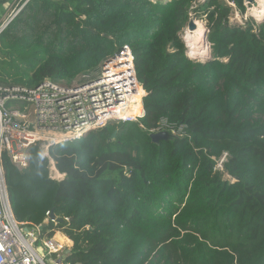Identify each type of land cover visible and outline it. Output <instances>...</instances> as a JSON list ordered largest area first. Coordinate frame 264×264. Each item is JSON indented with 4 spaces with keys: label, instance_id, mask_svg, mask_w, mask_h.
Listing matches in <instances>:
<instances>
[{
    "label": "trees",
    "instance_id": "obj_1",
    "mask_svg": "<svg viewBox=\"0 0 264 264\" xmlns=\"http://www.w3.org/2000/svg\"><path fill=\"white\" fill-rule=\"evenodd\" d=\"M230 4L246 14L244 0H32L1 35L0 86L95 76L128 47L148 93L138 122L50 147L61 181L40 145L25 171L4 156L15 219L54 214L43 234L73 242L66 264H264V26L232 25ZM192 16L208 62L181 38ZM163 118L187 137L153 143Z\"/></svg>",
    "mask_w": 264,
    "mask_h": 264
},
{
    "label": "built area",
    "instance_id": "obj_2",
    "mask_svg": "<svg viewBox=\"0 0 264 264\" xmlns=\"http://www.w3.org/2000/svg\"><path fill=\"white\" fill-rule=\"evenodd\" d=\"M31 1L7 0L3 4L0 37ZM145 93L128 47L103 61L95 76L84 75L72 83L47 81L34 88L0 86V264H66L64 255L71 250L54 236L43 234L50 223L57 225L56 220H50V213L45 228L44 224L30 226L15 219L4 156L25 171L30 165V148L40 145L43 158L50 162V178L61 181L65 175L56 169L50 147L80 141L110 123L138 122L144 117ZM164 131L187 137L186 126L176 127L164 118L150 134ZM213 160L215 171L224 172L228 154Z\"/></svg>",
    "mask_w": 264,
    "mask_h": 264
},
{
    "label": "bare ground",
    "instance_id": "obj_3",
    "mask_svg": "<svg viewBox=\"0 0 264 264\" xmlns=\"http://www.w3.org/2000/svg\"><path fill=\"white\" fill-rule=\"evenodd\" d=\"M256 4L248 7V15H252L258 22L264 20V0H256ZM197 29L191 31L189 28L186 33V44H188L190 57L206 59L210 55L209 44L205 38L206 28L201 21H195ZM189 55V54H188ZM30 120V119H29ZM62 236H59L62 242Z\"/></svg>",
    "mask_w": 264,
    "mask_h": 264
},
{
    "label": "rangeland",
    "instance_id": "obj_4",
    "mask_svg": "<svg viewBox=\"0 0 264 264\" xmlns=\"http://www.w3.org/2000/svg\"><path fill=\"white\" fill-rule=\"evenodd\" d=\"M200 2L202 1L203 2V0H199ZM226 1V3L228 4V0H225ZM245 5H246V3H245ZM230 6L233 8V10H232V13H231V16H230V23L232 24V25H241V26H245V24L248 22V21H252L256 26H255V28L257 29V28H259L260 26H264V24H262V25H260V24H258V21L255 19V18H252V17H250L249 15H248V7H247V5H246V10H247V12H246V14L245 15H241L240 14V12L236 9V7H235V5H233V4H230ZM190 21H196V19L194 18V16H192L191 17V19H190ZM189 21V22H190ZM199 21H201V22H203V24H205V20H199ZM204 27L206 28V25H204ZM187 29L188 28H185L183 31H182V33H181V38L184 40V42L186 43V33H187ZM187 46H188V44H186ZM189 54V55H188ZM187 55L188 56H190V53H189V48L187 49ZM200 62H205V61H200ZM30 111V110H29ZM30 121H32V117L30 118V120H29V122ZM57 235H62V236H64L65 238H66V240L68 241V243H67V241L66 242H64L63 244H65V245H67V246H69V247H71L70 249H72V244H73V242L71 241V243H70V240L63 234V233H61V232H56L55 234H54V238L57 240V241H59L58 239H57ZM70 243V244H69ZM66 246V247H67ZM49 264V263H48Z\"/></svg>",
    "mask_w": 264,
    "mask_h": 264
},
{
    "label": "water",
    "instance_id": "obj_5",
    "mask_svg": "<svg viewBox=\"0 0 264 264\" xmlns=\"http://www.w3.org/2000/svg\"><path fill=\"white\" fill-rule=\"evenodd\" d=\"M244 1L246 3L247 7H251L252 5H255L257 3L256 0H244ZM250 17L253 18L252 15H250ZM258 24H260V25L264 24V20L258 22ZM188 28L191 31H195L197 29V26L195 25V21H190L189 24H188ZM208 33L209 32L206 29V31H205V38H206L207 42H208ZM208 44H209V42H208ZM187 48H188V46H187ZM209 49H210V44H209ZM189 58L191 60L195 61V62H200V61L208 62V61L211 60V50H210V55L206 59H204V60H201L199 58H192L190 56H189ZM147 95H148V93L146 92L145 93V97ZM114 136H115V134H114ZM150 138H151V140H152L153 143L159 144L161 141L173 140V139H176L177 137L174 134H172L171 132L164 131V132H160V133H156V134H151L150 135ZM50 220H56L57 222L59 221V220L56 219V217L54 216V214H51L50 215ZM48 222H49L48 220L45 221V223L43 225V228L46 227V225H47ZM68 252H70V250H68ZM39 253L42 254V252L40 250H39Z\"/></svg>",
    "mask_w": 264,
    "mask_h": 264
},
{
    "label": "crops",
    "instance_id": "obj_6",
    "mask_svg": "<svg viewBox=\"0 0 264 264\" xmlns=\"http://www.w3.org/2000/svg\"><path fill=\"white\" fill-rule=\"evenodd\" d=\"M59 236H62V235H57V239L59 240V242L60 243H64V242H66L67 240H66V238L64 237V236H62L61 238H62V242L60 241L61 239H59ZM68 242V241H67ZM70 243H71V241H70Z\"/></svg>",
    "mask_w": 264,
    "mask_h": 264
},
{
    "label": "clouds",
    "instance_id": "obj_7",
    "mask_svg": "<svg viewBox=\"0 0 264 264\" xmlns=\"http://www.w3.org/2000/svg\"><path fill=\"white\" fill-rule=\"evenodd\" d=\"M82 139V138H81Z\"/></svg>",
    "mask_w": 264,
    "mask_h": 264
}]
</instances>
